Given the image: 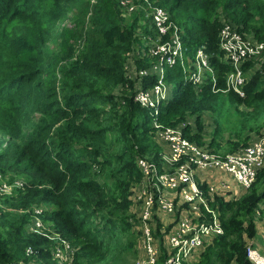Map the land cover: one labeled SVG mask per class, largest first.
Returning a JSON list of instances; mask_svg holds the SVG:
<instances>
[{
    "label": "trees",
    "instance_id": "16d2710c",
    "mask_svg": "<svg viewBox=\"0 0 264 264\" xmlns=\"http://www.w3.org/2000/svg\"><path fill=\"white\" fill-rule=\"evenodd\" d=\"M148 1L128 12L121 0H0V172L25 180L12 195H0V264L26 258L30 246L51 261V241L28 230L30 213L16 211L40 204L44 220L77 246L73 264H135L140 232L131 190L143 177L137 159L162 166L168 148L152 110L135 100L137 83L150 88L156 74L126 75L130 57L142 68L153 62L140 57L158 37L149 3L170 13L189 57L206 46L216 78L196 88L181 65L167 66L169 98L158 121L181 126L187 139L223 155L264 130V62L244 65L241 95L228 89L232 66L219 45L225 23L264 41V0ZM263 202L264 166L240 197L217 196L224 233L184 264H252L247 241L257 236ZM156 235L157 264H165L169 249L160 228Z\"/></svg>",
    "mask_w": 264,
    "mask_h": 264
},
{
    "label": "built area",
    "instance_id": "2783aa9c",
    "mask_svg": "<svg viewBox=\"0 0 264 264\" xmlns=\"http://www.w3.org/2000/svg\"><path fill=\"white\" fill-rule=\"evenodd\" d=\"M148 0H121L128 12L137 10ZM147 16L158 33L150 37L149 45L143 48L142 55L155 59L150 67H138L135 59L126 62V75L132 80H141L153 73L157 81L150 88L137 83L135 100L152 110L153 125L158 138L167 144L162 153V166L145 158L137 159L142 171V181L132 188L131 199L136 206L137 229L140 232L139 250L135 264H157L161 255L160 238L156 230L160 228L164 245L169 249L165 264H184L198 259L201 251L210 244L211 239L224 233L221 213L214 206L217 196L230 195L238 198L239 192L232 191L230 179L237 182L242 193L256 181L258 171L264 166V136L254 140L238 152L219 154L198 145L184 136L181 126H165L158 121L161 107L169 98L170 85L165 80L166 67L181 65L185 79L196 88L202 86L208 77L215 85L212 55L206 46H200L193 57L187 54L178 25L163 7L149 3ZM219 45L224 60L232 66L227 74L228 89L244 95L243 86L248 80L244 65L264 62V41L242 34L231 24L225 23L219 32ZM258 61V62H257ZM220 171L223 178L222 188L209 185L206 190L197 179V170ZM20 178L11 182L1 180L0 195H12L24 186ZM224 198V197H223ZM15 211V210H14ZM31 214L27 225L31 233L42 235L51 241L50 259L46 261L33 247L26 250L27 257L12 260L7 264H73L77 246L56 231L51 223L44 220L45 206L34 205L25 210ZM247 256L252 264H264V248L257 247L253 241L247 244Z\"/></svg>",
    "mask_w": 264,
    "mask_h": 264
},
{
    "label": "crops",
    "instance_id": "0c3cea01",
    "mask_svg": "<svg viewBox=\"0 0 264 264\" xmlns=\"http://www.w3.org/2000/svg\"><path fill=\"white\" fill-rule=\"evenodd\" d=\"M166 150V149H165ZM164 150V151H165ZM197 179L200 183H207V185H215L218 189L222 188V182L223 178L220 176V171H212V170H205V169H198L197 170ZM231 189L232 191L239 192V197L241 196L242 192L239 189V187L234 183V180L230 179ZM225 199H232L230 195L226 196L223 195ZM250 241H253L254 244L259 248H264V228L261 230H258L257 236L254 238H251ZM249 241V242H250ZM248 243V242H247ZM140 251V250H139Z\"/></svg>",
    "mask_w": 264,
    "mask_h": 264
},
{
    "label": "rangeland",
    "instance_id": "374dc122",
    "mask_svg": "<svg viewBox=\"0 0 264 264\" xmlns=\"http://www.w3.org/2000/svg\"><path fill=\"white\" fill-rule=\"evenodd\" d=\"M93 2H96V0H93ZM134 2L136 3V4H139V2H140V0H134ZM176 23V22H175ZM65 24L66 25H69V26H71V24L68 22V21H66L65 22ZM154 43L151 41V42H148V44H147V46H149V45H153ZM152 61H155V59H153ZM258 62V61H257ZM254 64H257L256 62L254 63ZM261 65V64H260ZM256 66H259V65H256ZM244 69V71H245V73H246V75H247V70H245V67L243 68ZM251 70L253 71V68H251ZM251 72V71H250ZM205 122H206V127H207V129L209 130V131H211L213 128H214V125L212 124L213 123V119H212V117H211V115L210 114H206L205 115ZM194 123V122H193ZM264 133V130H262L261 131V133H253L251 136H252V142L254 141V140H256V139H258V138H261V137H263L264 135H262V136H259V135H261V134H263ZM0 174H1V180H3V181H5V182H11V180H9V176H4L1 172H0ZM17 178H19V177H17ZM20 179H22L23 181H25L23 178H21L20 177ZM25 183V182H24ZM234 183L239 187V185L237 184V182L236 181H234ZM136 186V185H135ZM240 188V187H239ZM131 193H132V190H131ZM43 206H45L46 207V205H43ZM132 207L134 208V211H136V209H135V205L133 204V200H132ZM260 210L262 211V210H264V202L261 204V208H260ZM19 212V211H18ZM134 214H136V216H137V214H138V212L137 213H134ZM258 215H259V217H258V220H257V224H258V230H261V229H263L264 228V216H261V213L259 212L258 213ZM261 216V217H260ZM251 240V238H249L248 239V241L247 242H249ZM248 244V243H247ZM138 247H139V245H138ZM127 256H128V259H132V254L131 253H129V254H127Z\"/></svg>",
    "mask_w": 264,
    "mask_h": 264
}]
</instances>
